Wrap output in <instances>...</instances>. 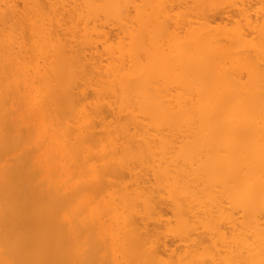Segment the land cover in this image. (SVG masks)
<instances>
[{"label": "bare ground", "instance_id": "bare-ground-1", "mask_svg": "<svg viewBox=\"0 0 264 264\" xmlns=\"http://www.w3.org/2000/svg\"><path fill=\"white\" fill-rule=\"evenodd\" d=\"M0 264H264V0H0Z\"/></svg>", "mask_w": 264, "mask_h": 264}]
</instances>
